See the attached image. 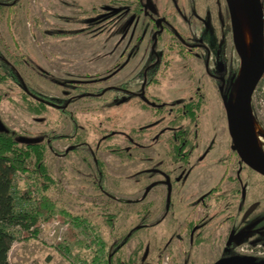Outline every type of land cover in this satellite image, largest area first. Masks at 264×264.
<instances>
[{
  "label": "rangeland",
  "instance_id": "rangeland-1",
  "mask_svg": "<svg viewBox=\"0 0 264 264\" xmlns=\"http://www.w3.org/2000/svg\"><path fill=\"white\" fill-rule=\"evenodd\" d=\"M152 1L157 8L154 19L164 17L188 44L197 39L201 43L181 47L171 33L159 31L157 61L145 86L138 72L151 56L156 27L147 20L149 13L131 18L125 9L130 0L11 1V13L0 12L1 55L31 88L67 99L65 109L77 126L73 129L67 114L53 106L30 109L18 83L1 68L5 78L0 80V119L20 136L47 131L63 135L46 147L45 163L56 184L45 193L58 208L87 218L109 247L118 241V247L108 251L112 264H212L221 256L230 230L244 231L247 222L241 223L240 213L252 206L247 214L263 218L259 231L244 233L234 246L237 250L264 244L256 241L264 235V177L237 162L219 81L208 72L220 73L223 80L236 72L237 81L230 88L235 93L242 60L249 56L252 24L246 10L244 19L232 16L225 0ZM107 6L120 9L107 11ZM117 95L123 96L122 101L116 102ZM197 97L196 119H178L176 109L182 101ZM251 100L247 131L254 139L252 149L262 154L264 80ZM159 103L163 104L159 108L154 105ZM180 127L186 129L191 149L185 163L169 153L174 131ZM95 161L100 163L101 178ZM151 168L167 172L168 199L163 176L142 173ZM228 176H239L240 184L233 185ZM221 178L216 193L203 204L201 195ZM15 182L23 185L22 174ZM232 188L244 190L242 206L236 207V198L227 205L232 191L222 193ZM198 218L205 222L189 240L185 228ZM77 239H67V223L40 220L35 236L17 233L9 261H89L91 237L77 230ZM57 242H65L68 252L59 251ZM253 253L258 254L256 249Z\"/></svg>",
  "mask_w": 264,
  "mask_h": 264
},
{
  "label": "trees",
  "instance_id": "trees-1",
  "mask_svg": "<svg viewBox=\"0 0 264 264\" xmlns=\"http://www.w3.org/2000/svg\"><path fill=\"white\" fill-rule=\"evenodd\" d=\"M14 0H0V12L11 13V6ZM11 2V3H10ZM127 7V6H126ZM141 11L135 9V12ZM151 56L146 61L142 70L138 72L139 77L144 79L145 86L153 75L150 67L156 63V53L151 50ZM0 68L6 70V75L13 78L20 89L23 91L24 101L30 109L42 110L48 106L58 108L70 118L73 129L77 122L74 116L65 109L67 99H57L44 95L31 88L21 78L15 68L0 53ZM218 75L220 92L229 94L233 84L237 81L238 74L230 72L229 76L223 81ZM261 81L264 80V74ZM5 76L0 75V80ZM71 81L66 80V84ZM261 83V82H260ZM75 85L73 86V89ZM128 93L127 96H131ZM116 97V96H115ZM123 96L117 95L116 102L122 101ZM199 98H190L188 101H182L180 107L176 109V117L196 119V110L199 109ZM156 107L163 105L154 104ZM6 126V125H5ZM62 134L56 132H41L35 136H20L13 129L6 126L5 130H0V264H11L8 253L11 242L17 237V233L22 231L23 237L35 236L38 232L40 220L49 221L57 218L62 223H67V239L70 241H79L77 239V230L91 237L90 244L93 248V255L89 261L81 260V264H112L109 259V248L118 247V241L109 247L104 238L94 231L93 225L87 218L72 215L63 208H58L56 203L45 193L49 188L56 184L50 176L49 169L45 163L46 147L55 139L62 137ZM25 138L21 140L20 138ZM173 144L169 147V153L176 161L187 162L188 143L187 132L184 128H178L174 131L172 137ZM77 145V144H76ZM97 166V175L102 177L100 163L95 161ZM143 174L146 171L142 172ZM22 174L23 185L19 187L15 182V177ZM99 187L104 189L99 181ZM145 225V224H143ZM140 225V226H143ZM140 226H136L135 229ZM264 240V238L262 239ZM56 247L61 252H68V245L65 242H57ZM116 264H129V261H117ZM240 264H264V257L252 256L251 260Z\"/></svg>",
  "mask_w": 264,
  "mask_h": 264
},
{
  "label": "water",
  "instance_id": "water-1",
  "mask_svg": "<svg viewBox=\"0 0 264 264\" xmlns=\"http://www.w3.org/2000/svg\"><path fill=\"white\" fill-rule=\"evenodd\" d=\"M228 10L234 16V4L232 0H225ZM247 12L252 24V41L247 60H242V71L239 75L238 84L235 88V96L228 101L224 100L227 128L231 138L232 148L236 151L240 162L264 176V156L259 154L248 141V123L250 120V101L256 85L264 73V14L261 0H240ZM6 126L0 119V130H5ZM25 140V138H20ZM152 184L145 188V193ZM248 228V227H247ZM239 230L235 234H230L229 239L242 238L247 230ZM237 238V239H238ZM231 241V240H228ZM248 255H231L220 258L212 264H240L251 260Z\"/></svg>",
  "mask_w": 264,
  "mask_h": 264
},
{
  "label": "flooded vegetation",
  "instance_id": "flooded-vegetation-1",
  "mask_svg": "<svg viewBox=\"0 0 264 264\" xmlns=\"http://www.w3.org/2000/svg\"><path fill=\"white\" fill-rule=\"evenodd\" d=\"M261 2V1H260ZM131 5H135L134 7H132V8H130V6ZM106 8V10L107 11H112V10H117V9H120V8H115V7H113V6H107V7H105ZM125 9H127V10H129L130 11V13L132 14V16H131V18L133 17V16H136V14L138 13V14H140V13H144V15H146V14H148L149 13V15L148 16H146L147 17V20H150V21H152V26L153 27H156V30H154L153 31V33L151 34V39H152V41H151V49L150 50H153L154 52H155V43H156V39H157V37H158V35H160V32L159 31H166V32H169V33H171L173 36H175L176 38H177V40H178V45H180L181 47H188V46H197V45H200V40L199 39H197V42H195L194 44H188L187 43V41L182 37V36H180L179 34H177L175 31H174V29L170 26V25H168V22H167V20L164 18V17H160V18H153V16H152V13H154V12H156L157 11V8L154 6V1H152V0H130V3L128 4V6L125 8ZM135 9H140L141 11H138L137 13L135 12ZM120 13H118L117 15H119ZM131 18H127L128 20H130ZM264 26V25H263ZM197 43V44H196ZM188 51V50H187ZM160 57V56H159ZM150 69H151V67H150ZM208 72L209 73H212L211 75L212 76H214L216 79H218V75H216V73L214 74V72H210V70H208ZM153 74V73H152ZM264 74V73H263ZM262 77H263V75H262ZM262 77H261V79H262ZM220 79H222L223 80V78L222 77H220ZM261 79L259 80V82H258V84L256 85V87L260 84V82H261ZM224 81V80H223ZM256 87H255V89H256ZM255 89H254V91H255ZM220 87H219V93H220V95H221V97H222V100H223V105H224V100H226V101H228L230 98H233L235 95V93L234 94H232V92H230L229 94H223V93H221L220 92ZM253 95V94H252ZM199 98V97H198ZM251 99H252V97H251ZM200 100V99H199ZM188 101V100H187ZM251 102H252V100L250 101V110H251ZM224 108H225V105H224ZM225 112H226V110H225ZM226 120H227V118H226ZM228 129V128H227ZM187 143H188V141H187ZM232 143V142H231ZM189 145V144H188ZM188 158H189V154H190V146L188 147ZM170 151V150H169ZM235 151V150H234ZM236 152V151H235ZM236 155H237V153H236ZM238 156V155H237ZM188 158H187V161H188ZM239 158V157H238ZM180 162L181 163H185V162H183L182 160H180ZM237 162H240V158L238 159V161ZM243 165H245L246 167H248L246 164H244L243 162H241ZM156 165H158V164H156ZM155 165V166H156ZM249 169H251L250 167H248ZM251 170H253V169H251ZM146 171V173H148V174H151L152 172H156L157 174H161L162 176H163V180H162V182H163V184H164V186H165V188H166V194H167V199H168V196L170 195V192H171V181H170V178H169V176H168V174H167V172H163L162 170H159V169H157V168H151V169H148V170H145ZM254 171V170H253ZM255 173H256V171H254ZM259 174V173H258ZM260 175V174H259ZM262 176V175H261ZM228 177H230V176H228ZM227 177V179H229L232 183H233V185H234V182L235 183H239L240 184V179H239V176H233V177H230V178H228ZM264 177V176H263ZM180 178L179 177H177L176 178V180H179ZM222 182V178L220 179V181L218 182V184H215V185H213V187L212 188H210V190L208 191V192H206V193H204V194H202L201 195V198H200V201L201 202H203V204H205V202H204V200H205V198L206 197H208V196H210V197H212L213 196V194H215L216 193V191H217V189L219 188L218 186H220V183ZM154 182H151L150 184H153ZM156 183V182H155ZM231 191H232V194H231ZM228 194H231L230 195V197L226 200V202H227V205L229 204V205H231V203H233V198H236V202H237V206L236 207H239V206H242L241 205V202H242V199H244L243 197H244V190H242V191H239V190H235V189H231V190H229V192H224V193H222V195L223 196H227ZM216 195H218V196H221V195H219L218 193L216 194ZM168 203H167V205H166V207H165V210H167V208H168ZM252 207H254V206H252ZM251 207V208H252ZM250 208V209H251ZM250 209H248V210H245V211H243V213H240V215H241V217H242V220H241V223H243V222H247L246 223V225L247 226H245V229L247 228V230H245V231H247L246 233H248V232H252V231H259L258 230V227H257V225H258V223H261V221L263 220V218H262V216H260V217H255L254 215H253V217H252V213H250V214H247L249 211H250ZM252 212V211H251ZM234 219V218H233ZM205 222V220L204 219H201V218H198L197 220H195V221H193L192 222V224H190V223H188L187 224V226H186V233L188 234V236H189V240H191V237H193L194 235H196L197 233H198V228L201 226V225H203V223ZM189 225H190V227H189ZM257 227V228H256ZM257 229V230H256ZM232 231H233V229H231L230 230V232L228 233V236H227V240H226V244H225V248H223L222 249V252H221V256L218 258V259H220V258H224V257H228V256H231V255H241V254H238L237 253V250H236V246H234V244H236L235 243V240L238 238V237H234V236H232V238L231 239H229V237H230V234L232 233ZM237 231H239V230H235V232H237ZM234 233V232H233ZM235 234V233H234ZM264 234V233H263ZM264 238V235L263 236H260V237H258L257 238V240L256 241H259V240H262ZM228 240H231V241H228ZM264 241V240H263ZM260 244V246H263L264 244H261V243H258V244H256L255 246H257V245H259ZM254 246V248H256ZM256 250H257V253L259 252H262V251H260V248H256ZM253 255H255V256H258V257H264V256H259V255H256V254H252L251 256H253ZM218 259H216V260H218Z\"/></svg>",
  "mask_w": 264,
  "mask_h": 264
},
{
  "label": "bare ground",
  "instance_id": "bare-ground-1",
  "mask_svg": "<svg viewBox=\"0 0 264 264\" xmlns=\"http://www.w3.org/2000/svg\"><path fill=\"white\" fill-rule=\"evenodd\" d=\"M241 1L240 0H233V4H234V12H235V15L240 18V19H244V16H245V8L243 6L242 3H240ZM248 137V141L250 143V145L252 146L253 148V142H254V139L253 137H251V134L248 133L247 135ZM262 155L264 156V153H262Z\"/></svg>",
  "mask_w": 264,
  "mask_h": 264
},
{
  "label": "built area",
  "instance_id": "built-area-1",
  "mask_svg": "<svg viewBox=\"0 0 264 264\" xmlns=\"http://www.w3.org/2000/svg\"><path fill=\"white\" fill-rule=\"evenodd\" d=\"M256 248H260V251H262V252H258V254H256V255H259V256H262V253L264 252V245L263 246H260V244L259 245H257V246H255ZM256 248H253V247H251L250 246V248L249 247H247V246H245L244 248L243 247H240L239 246V249H237V253L238 254H241V255H248V256H251L252 254H254L253 253V251H254V249H256ZM253 256H255V255H253ZM264 256V255H263Z\"/></svg>",
  "mask_w": 264,
  "mask_h": 264
}]
</instances>
